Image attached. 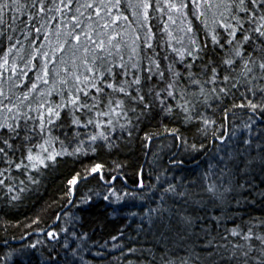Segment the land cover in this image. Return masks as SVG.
<instances>
[{"label": "snow or ice", "instance_id": "1", "mask_svg": "<svg viewBox=\"0 0 264 264\" xmlns=\"http://www.w3.org/2000/svg\"><path fill=\"white\" fill-rule=\"evenodd\" d=\"M236 108L245 113L239 124L227 134L223 122L215 127L217 111L226 120ZM157 118L190 153L207 149L189 145L165 120L195 126L205 139L211 126L221 143L194 180H162L169 171L162 169L157 184L137 181L160 192L161 203L136 225L154 243L113 245L120 250L114 264H264V214H255L264 213V0H0V177L15 168L37 184L30 173L58 157L117 147ZM159 134L144 132V140ZM117 179L109 187L120 202ZM68 184L65 195L77 196V178ZM7 186L27 190L25 180ZM73 219L5 253L3 264L28 250L39 251V264H91L88 234Z\"/></svg>", "mask_w": 264, "mask_h": 264}, {"label": "trees", "instance_id": "2", "mask_svg": "<svg viewBox=\"0 0 264 264\" xmlns=\"http://www.w3.org/2000/svg\"><path fill=\"white\" fill-rule=\"evenodd\" d=\"M129 18L131 19V16ZM29 74L32 75V73ZM4 87L7 90L6 83ZM241 102L239 99L235 101L236 104ZM214 118L217 120L215 127L219 128L220 123L223 122L222 131L227 134L233 127V123L239 124L241 119L245 118V113L236 108L229 113L228 119L222 120L223 113L217 111ZM164 124L169 129H178L179 134L187 140L189 145L196 143L199 146L203 143L207 151L202 150L198 154L185 150L182 140L174 139L171 135L164 133L157 118L145 120L141 124L142 131L136 134V138L129 140L125 135L118 139L117 147L109 149L97 146L95 152L88 151L87 155L58 157V162L49 169L40 174L30 173L35 175L37 184L28 181L26 175L19 174L15 168L0 177L5 180V184L0 185V264H3L5 253L36 243L38 239H46L45 233L49 230L59 231L60 226H68L65 222L70 219V216L74 217L72 223L75 225V230L88 234L85 257L91 261V264H114L113 258L120 256V250L113 245L151 247L154 243L152 236L137 233L136 225L142 223L141 215L144 211H147L149 207L155 208L161 203L160 192H153L148 187L135 189L134 187H139L137 181L143 178L146 186L157 184L156 175L160 174L162 169H169L161 177L162 180L174 178L194 180L212 162L211 158L221 143L219 139L212 138L211 126L205 139L195 126L167 120ZM144 132L163 134L154 135L151 141H145ZM56 134L59 135V131ZM217 134L219 135V132ZM56 147L59 150L58 144ZM154 152L159 156L156 164L152 163ZM170 161H183V163L175 164ZM96 164L101 165L100 170L97 173H91V168ZM118 165L120 167H117ZM5 167L6 165L0 164V170ZM86 169L89 170L88 173L85 172ZM141 169H143L142 177ZM101 174L104 177L103 180L100 179ZM112 176H119L112 183V187L117 190L118 195L124 197L120 202H116L115 196H112L110 192L109 180ZM13 177L17 178L13 179ZM74 177L78 180L76 186L78 193L75 197H69L65 193L72 187L68 181ZM19 180H25L27 190L9 192L7 185H19ZM157 186L160 187V185ZM125 193L128 195L125 196ZM85 194L90 195L92 199L87 203H81L78 197ZM14 195H19L20 199L12 201L11 197ZM105 195L109 196L108 200L104 199ZM141 195L145 199H140ZM69 200L73 202L69 203ZM260 207L257 205V209ZM132 213L137 215L133 216ZM255 214L264 213L257 210ZM57 216L60 220H56ZM37 219L38 223H33ZM231 226L229 223V227ZM113 236L117 239L113 240ZM37 248L40 249V245ZM97 252L104 255L97 256ZM40 259L38 250H28V255H14L9 264H39ZM121 264H123V258H121Z\"/></svg>", "mask_w": 264, "mask_h": 264}, {"label": "water", "instance_id": "3", "mask_svg": "<svg viewBox=\"0 0 264 264\" xmlns=\"http://www.w3.org/2000/svg\"><path fill=\"white\" fill-rule=\"evenodd\" d=\"M175 164H177V163H175ZM118 178H119V176H117ZM135 189H140V187H134Z\"/></svg>", "mask_w": 264, "mask_h": 264}]
</instances>
